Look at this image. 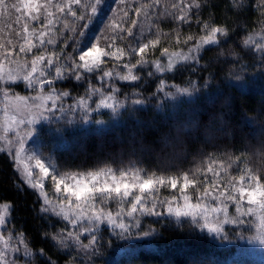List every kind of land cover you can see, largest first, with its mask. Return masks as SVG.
<instances>
[{
    "label": "trees",
    "instance_id": "16d2710c",
    "mask_svg": "<svg viewBox=\"0 0 264 264\" xmlns=\"http://www.w3.org/2000/svg\"><path fill=\"white\" fill-rule=\"evenodd\" d=\"M168 1L164 9L159 4L156 19L142 34H127L132 16L125 19L127 24L121 22L115 34L130 42L137 37L148 43L143 56L152 59L149 67L155 68L154 61L166 65L164 49L168 53L181 49L184 39L198 35L205 25L223 28L228 34L218 35L219 43L205 46L197 60L178 62L171 70L159 73L144 72L136 81L120 83L116 96H127L128 103L115 116L107 109L92 114L93 120L107 121L99 128L78 132L67 129L65 142L53 149L56 165L67 171L111 167L117 171L135 168L165 178L187 175L197 181L194 186L211 179L219 181L244 169L264 185V50L243 43L264 32V0ZM173 4H197L199 8L189 10L190 23L181 22L175 18L182 14L180 8L174 9ZM97 28L95 22L88 26L86 44H79V51L72 48L70 55L76 60L80 51L97 43ZM112 35L107 22L102 33V40L107 39L106 50H115ZM151 40L157 41L155 46L149 43ZM131 56H124V61ZM108 58L115 59L105 60ZM82 74L80 80L71 74L55 79L53 86L69 95L82 96L91 87L88 85L98 86L97 78ZM161 81L195 89L193 98L159 104L156 97ZM209 164L220 174L218 178L207 172ZM0 201L9 204L8 226L22 233L35 253V264L237 263L233 242L217 241L190 222L170 217L144 218L130 233L101 229L90 260L79 249H62L52 237L66 228L65 223L44 211L36 192L20 181L12 160L1 150Z\"/></svg>",
    "mask_w": 264,
    "mask_h": 264
},
{
    "label": "snow or ice",
    "instance_id": "6c2138e0",
    "mask_svg": "<svg viewBox=\"0 0 264 264\" xmlns=\"http://www.w3.org/2000/svg\"><path fill=\"white\" fill-rule=\"evenodd\" d=\"M124 0H121L123 3ZM155 3H159V0H154ZM104 0H62L60 3H54V0H0V13L6 14L9 18L15 15L14 23L19 25L23 21L22 33H17V36H22L24 43L20 45V52H30L35 44L34 40H38L41 46L53 45L57 41L55 39L56 32L54 31V25L57 23H63V28L68 29L69 23L64 19L69 13L74 19L84 21V15L79 17L76 16V12L73 11L72 5H82L85 10L90 7L91 14L94 16L98 11V8ZM152 5H142L141 8L136 9L137 13L144 12L145 18L147 19V8ZM174 9L179 7L181 15L175 17L181 22H191L189 19L190 9L193 7L199 8L197 4H189L187 6L176 5L172 6ZM52 9H55L53 11ZM171 14V13H166ZM127 15V14H125ZM31 22L42 21L40 25V30L38 31L35 27H30ZM91 22V16L88 18V22L84 23V30L86 31L89 23ZM137 23V21H133ZM207 25H205V30H207ZM75 31V28L72 29ZM84 31V32H85ZM81 32V36L84 34ZM228 33L225 29L220 27H212L208 31L207 35L201 36L196 40L194 44L185 52H172L168 53L167 49H164V53L168 55V62L166 65L161 64L159 61H154V67L156 71L171 70L178 62L197 60V53H199L205 46L217 45L218 35L226 36ZM60 35H64L63 29L60 30ZM47 37V39H45ZM179 39V37H177ZM193 37L188 36L184 41L185 44L192 41ZM8 45H12L13 41L11 39L7 40ZM153 46L156 45V40L149 41ZM245 46L253 45L255 43L252 37H248L243 41ZM78 46L74 51H79ZM255 43L257 51L264 50V46H258ZM149 47L148 43H143L138 49L132 48L131 51H125L123 48H115V50H106L105 48L99 47L97 43H92L90 47L84 48L80 51L78 60H76L72 55L67 57H59V59H64L65 63L61 66L55 67L56 79H64L69 73L76 80L83 78V72L93 73L101 68L104 63L105 57H114L119 63L121 58L126 55H131L133 53H138L141 59L136 61V64L131 63L124 64L123 67L127 69L125 74L120 72L103 71L100 79L104 77L117 78L121 81H136L138 76L133 73V70L138 65L145 63L143 59V54L145 50ZM0 54L3 55L4 59L0 60V82H15L19 79H23L27 82V86L35 88L36 85L44 86L47 84H52L53 81H45L42 79L45 76L46 71L55 66L54 59L52 56L47 58L44 55H39L33 58L31 62V69L25 72V65L23 62L13 59L10 50L5 46V42H0ZM47 59V64L42 66L43 61ZM5 61L9 65H15V67H7ZM70 61V63H69ZM39 73V75H35ZM163 81H161V87L163 86ZM115 88L111 89L109 94L105 95L101 88H96L91 86L86 90L85 96L88 98L93 93H99L103 98L100 99L99 103L104 105H109L114 97L112 92ZM54 91V90H53ZM181 92H187V88L179 89ZM69 93L67 91L60 92L59 94H40L37 97H24V96H10L8 92H4V96L7 101V108L11 109L15 114L5 116V131H9L11 127L17 126L20 123H25V119L21 118L17 120V115L23 114L26 119L27 125H30L36 115H40L42 110L45 108V102L51 101L52 107L56 106V102L61 100L63 96H67ZM31 100L32 103L29 104L28 101ZM39 100L40 103H35ZM81 106H86L87 99L85 97L81 98L79 101ZM139 102V101H137ZM110 106V105H109ZM35 112L36 115H32ZM30 135V132L28 133ZM19 147L15 149V154L17 160H20L22 154L25 152L24 149V139L21 138L19 141ZM33 157H29L32 159ZM22 162V161H21ZM36 166L39 168L41 177L35 183H31V187L40 189V196L44 198V202L47 210L52 211L57 216L61 217L63 221L70 223L74 228H79V231H70L65 234L63 229L57 235L52 238L57 242L58 246L62 249H79L83 251L86 256L91 259V256L95 253L96 249L93 247L97 242L96 233L97 222L105 221L106 223L113 225L115 228L121 230H126L128 224L125 223L123 217H133L134 223L131 227H136L139 220L134 214H162L157 212L158 206H164L166 212L179 217L181 214L190 216L193 218L202 219L203 226L207 227L213 231H220L221 226L233 223H242L238 217L232 219L229 217V208L224 200L236 202V211L243 215L249 213L256 215L258 212L259 223L257 224L258 235L262 241H264V185H256L251 191H245L241 186L239 188H232L233 192L239 193V199L234 195H229L226 191H219L218 195H214L213 188L218 187V180H214L210 188H205L201 196L197 197L196 203H193L190 196L185 194V190L190 186L197 184L194 179H189L187 175L183 176V183L180 185V199L183 201L182 204L177 203V196L172 195L170 199H159V193L162 188L170 185L172 189L177 188L178 181L173 176H168L167 179L164 176H154L150 175L143 177L141 173L137 170L120 171L117 175L111 167L101 168L98 171H88L87 173L73 174L71 176H52L53 183L55 185L56 193L60 194L57 197L56 203H53L49 199L48 194L43 191L45 184L43 182L44 178L49 175V168L41 162L40 159H36ZM25 172L31 177L32 173L25 167ZM207 172L212 173L214 177H219V173L215 172L211 164L207 167ZM243 194V196H241ZM205 197H211L212 200L219 201L216 206L211 204H206L203 202ZM224 199H221V198ZM244 197H247V201L250 205H256L258 207H249L247 212L241 207V201ZM117 202L119 205V212L115 215L111 211H106L105 206L111 202ZM131 206L125 211V203L129 202ZM99 203V207L97 204ZM222 213L223 219L216 218L213 219L215 214ZM4 214L0 211V225H4ZM11 231V230H10ZM2 233V232H0ZM83 233H88L91 235V239L84 243L81 239ZM147 234V233H145ZM15 240L13 245L12 241ZM0 264H16L17 260L12 259L10 253L14 251H27L24 247V241L22 239V233L17 236L15 234H10L7 238L0 234ZM91 250V251H90ZM79 255V252L77 253Z\"/></svg>",
    "mask_w": 264,
    "mask_h": 264
},
{
    "label": "rangeland",
    "instance_id": "374dc122",
    "mask_svg": "<svg viewBox=\"0 0 264 264\" xmlns=\"http://www.w3.org/2000/svg\"><path fill=\"white\" fill-rule=\"evenodd\" d=\"M133 1L136 2L134 6L132 5ZM9 2L11 3L13 2V0H9ZM60 2H62V0H54V3H60ZM129 2L131 3V6ZM159 4H161V7L164 9L169 6V1L166 0L164 2V0H159V3L157 4L154 2V0H147V1L124 0L123 3H121V0H104V3L101 4L98 8V11L96 12L97 13L96 16H92L90 7L86 11L82 5H72V9L74 12H76L77 17L84 15L85 17L84 21L74 19L69 13L67 16H64V19L67 20L69 23L68 29L63 28L62 22L54 25V31L56 32L55 39L57 43L53 45L45 44L44 46H41L38 40H34L33 43L35 44V47L30 52H20V45L24 43V40L22 36H17V33H22L23 21L19 25H16L14 23L15 15L9 18L6 14L0 13V42H5V46L10 50L13 59H17L24 63L26 70L23 74H27V71H30L31 62L33 58L39 55H44L46 58L48 56H52L55 65L53 67H50L46 71L45 76L42 78L45 81L51 80L53 81V83L52 84L46 83L43 87L40 85H36L35 88L29 87L27 86V82L24 81L23 79H19L15 82L12 81L0 82V150L5 151L12 160L13 167L20 181L36 192L42 203L44 211L55 216L63 223H65L66 228L63 230L65 233L70 231H79L80 229L74 228L70 223L63 221L61 217L57 216L52 211L47 210L44 202V198L40 196L41 190L38 188L31 187V183H35L41 177L39 168L36 166V159H40L41 162L44 163L45 166L49 168V175L45 177L43 180L45 184V188L43 189V191H45L48 194L49 199L52 200L53 203H56L57 197L60 194L56 193L55 191V185L53 183L52 176H57V177L71 176L73 174L87 173L88 171L100 170L101 168L94 170H83V171L61 170L56 165L53 149L60 148L61 145L65 142L66 139L65 131L67 129L73 130L74 132H78L77 130L82 128H99L101 125H106L107 121H100L99 119L97 120L91 119L92 114H94L96 111L101 109H107L109 113L115 116L117 114L115 112L120 111L122 109V106L123 105L125 106V104L128 103L129 100H127V96H122V97L116 96V89L118 88L119 84L126 81H121L115 77L113 78L104 77L103 79H100V77L102 76L103 71H109V70L113 72H120L121 74H125L127 72V69L124 68L123 65L127 63H131L135 65L136 61L138 59H141V56L132 54L131 58H129L126 62L124 61V57H122L121 62L119 63L115 59L108 58L105 60L106 58L105 57L104 63L101 65V68L99 70L94 71L93 73L83 72L84 74H88V76L97 78L98 86L96 88H101V90L104 92L105 95L109 94L112 88H115V90L112 92L114 99L111 102H109L110 106L99 103L100 99L103 98L99 93L97 94L93 93L88 98L85 96V94L79 97L74 95H67V96H63L61 100H58L56 102L55 107H52L51 101L45 102V108L42 110V113L40 115H36L35 112L32 113V115H36V118L30 125H27L26 123L27 117H25L23 114L17 115V120L23 118L25 119V123H20L17 126L11 127L9 131H5L6 114L10 116V115H14L15 113L11 109L7 108V101L4 96V92L5 91L8 92L10 96L19 95L24 97H37L41 93L44 95H48L50 93L55 95V94H59L60 92H63L59 90V88L54 87L53 84L56 79L55 67L61 66L62 64L65 63V61L64 59H59L58 63L56 61L59 57L69 56L77 47L78 45L77 42H79V44L81 43L86 44L87 39L90 36V31L87 29V31L84 32L82 31V27L84 26V23L88 22V18L90 16H91V22L89 23L88 26H91L94 22L97 23L98 25L97 30L99 36L97 35L98 38L96 39V42L99 47L104 48V46H106L107 39L103 38L102 40L103 37L102 33L104 31L107 22H109L110 30L111 33L113 31L112 36L114 37L115 40L114 49L123 48L125 49V51H129L128 49L131 50L132 48H136L137 46L139 47L141 44L145 42L142 41L141 39H138L137 37L135 38V40H132V42H130L131 40L127 37L121 38L120 35L115 36V34H117L118 32V26L121 25V22L127 24L125 19L130 18L132 16L133 19L130 23L131 27L127 31V34L133 35L132 31H136L139 34H142L145 28L147 26H151V22L154 19H156V15H157L156 11L160 7ZM142 5H152L146 10L147 19L145 18V13L143 11L140 13H137L136 11V9L141 8ZM52 10L55 11V9ZM113 13L115 14V17H111ZM133 21H137V23L134 24ZM41 22L42 21H37V22L29 21L30 27H35L39 31ZM73 28H75V31L72 30ZM61 29H63L64 35H60ZM100 29L102 30L101 32ZM210 30L211 28L209 27H207V30H205V28L203 27L202 31L198 35L192 36L193 37L192 41L185 44L184 41L189 36L188 35L184 39L181 49H177L169 53L172 52L186 53L188 49L192 46V44L196 42L197 39H199L201 36L207 35L208 31ZM81 32H84L82 36L80 35ZM252 38L254 39L255 43L259 44L258 46H264V32H259L257 35H253ZM9 39L13 41L12 45H8L6 43V41ZM45 39H47V37H45ZM3 59H4L3 55L0 54V60ZM143 59L145 63L136 66V68L133 70V73L137 75L138 78L144 72H147L150 75L152 73V70H154L156 73H159V71H156L155 68L149 67L148 64L150 63V61H152V59H146L144 56ZM188 61H193V60H188ZM41 63L42 66L46 65L47 59ZM5 64L7 67H15V65H9L7 61H5ZM35 75H39V73ZM90 79L91 78H89V80ZM115 82H117L116 85ZM88 86H95V85H88ZM181 88H187L188 91L181 92L179 91V89ZM159 91L160 92L158 94V97H156L158 103L161 104L163 103V101H168V103L172 104L182 100H186V101L191 100L193 98L195 89H191L190 87H179L175 85L168 86L164 82L162 87L160 83ZM83 97L87 99L86 106H81L80 103L78 102ZM28 103L31 104L32 101L29 100ZM35 103H40V101L36 100ZM29 132L30 135L28 134ZM47 135H49V137ZM21 138L24 139L25 152L22 154L20 160H17L15 149L19 147L18 141ZM48 138L49 141L47 142ZM30 156L33 158L29 159ZM25 167H27V169L31 171L32 173L31 177H29L28 174L25 172L24 170ZM104 168L106 169L107 167ZM112 170L115 171L117 175L120 172L114 169ZM133 170L139 171L143 177L150 176V175H146L141 170L135 168L127 169L123 171L131 172ZM176 179L178 181L177 188L172 189L170 185L162 188L161 192L159 193V199L161 200L165 198L170 199L172 195H176L177 203L180 204L183 203V201L180 199V195H181L180 185L183 183V178H176ZM213 181L214 180L211 179L208 182H204L200 184L199 186H193V187L191 186V188L185 190V194L190 196L193 203H196L198 202L196 198L203 194L205 188H210ZM256 185H262V184L257 180V178L251 172L248 171L244 172V169H242L241 171H239V173H236L233 176L230 177L226 176L219 179L218 187L213 188V193L214 195H218L219 191H226L229 195H234L237 197V199H239L240 198L239 193L233 192L232 191L233 187L239 188L242 186L245 189V191H251ZM241 196H243V194H241ZM221 199L224 198L222 197ZM199 202L211 204L212 206H216V204L219 203V201L214 202L211 197H205L203 201H199ZM224 202L228 205L229 217L232 219L238 217L240 220L243 221L242 223L226 224L224 226H221L220 231H213L203 226L204 221L202 219L193 218L183 214L177 217L173 214L167 213L166 208L164 206H158L156 211L161 212L162 214H154V215L147 213L134 214L136 218L139 220V223L137 224L136 227H131V225L135 222L133 220L134 219L133 217L124 216L123 219L125 223L128 224V228L126 230L115 228L113 225H110L105 221L101 220L97 222V229H96V233L94 234L98 236V233L103 228H108L111 231H121V232L130 233L137 229V227L144 218L170 217L176 221L190 222L198 230L207 233L211 237L215 238L217 241H221L224 243L233 242L236 245V250L233 256L234 258L237 259V263L234 264H264V241L260 239L257 229L260 213L258 212L256 215H253L251 213L247 215H243L241 213H237L235 200L232 201L224 200ZM99 206L100 205L98 203L97 207ZM130 206H131L130 201L126 202L124 205L125 211H127V209ZM241 207L244 209L245 212H247V209L249 207L255 208L258 206L250 205L247 201V197H244L243 200L241 201ZM105 210L111 211L115 215L117 212H119V205L117 202L113 201L105 206ZM0 211H3L4 220H5V224L0 225V232H2L0 234L4 235L5 238H7L10 234H15V233L18 236L19 233L15 232L11 227L8 226L9 213H10L9 204L0 201ZM217 217L223 219V214L222 213L215 214L213 219H216ZM81 239L84 243H87V241L91 239V235L88 233H83ZM23 241H24V247L27 249V251H14L10 253L11 258L17 260L16 264H35V253L31 251V249L26 244V241L24 239ZM12 243L14 245L15 240H13ZM81 253L84 254L83 251H81Z\"/></svg>",
    "mask_w": 264,
    "mask_h": 264
}]
</instances>
